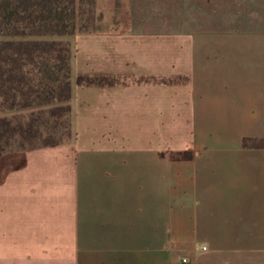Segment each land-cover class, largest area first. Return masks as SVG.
Segmentation results:
<instances>
[{"label":"crops","instance_id":"1","mask_svg":"<svg viewBox=\"0 0 264 264\" xmlns=\"http://www.w3.org/2000/svg\"><path fill=\"white\" fill-rule=\"evenodd\" d=\"M96 6L70 137L0 157V264H264V0Z\"/></svg>","mask_w":264,"mask_h":264},{"label":"trees","instance_id":"2","mask_svg":"<svg viewBox=\"0 0 264 264\" xmlns=\"http://www.w3.org/2000/svg\"><path fill=\"white\" fill-rule=\"evenodd\" d=\"M96 0H0V157L17 138L37 134V112L66 113L70 137V45L58 38L79 31L94 30L83 20L94 17ZM79 82L114 81L107 76H78ZM31 111L24 119L20 113L6 111L46 105ZM51 104V105H50ZM37 111V112H34ZM67 138V139H68ZM33 148L57 144L64 139L48 136ZM244 145H264V137L244 138Z\"/></svg>","mask_w":264,"mask_h":264},{"label":"rangeland","instance_id":"3","mask_svg":"<svg viewBox=\"0 0 264 264\" xmlns=\"http://www.w3.org/2000/svg\"><path fill=\"white\" fill-rule=\"evenodd\" d=\"M88 13V12H87ZM85 14L83 16V20L92 24L93 27L99 28L104 25L103 21L100 20V18L103 16L102 13L99 11L98 7L95 8L94 17H91L89 14ZM51 105V104H50ZM49 104L46 105H34V106H28L24 108L14 109L6 111L7 114H13V113H20L21 115H25L23 118L26 119L27 115L33 111L37 110L38 108L47 107ZM37 112V111H34ZM4 113V112H0ZM35 115H40L39 118L36 119V123H38L37 127V134L34 137L30 138H17L8 146V154L9 156L13 155L14 152L21 151V148H26L31 145H36L43 143L47 141L48 136H54L55 139H67L68 135V127H67V121H66V113L64 110H59L58 112L54 114H50L49 112H41L38 114V112ZM17 154V153H16ZM15 154V155H16ZM14 155V156H15ZM15 157H10L8 160H14Z\"/></svg>","mask_w":264,"mask_h":264},{"label":"built area","instance_id":"4","mask_svg":"<svg viewBox=\"0 0 264 264\" xmlns=\"http://www.w3.org/2000/svg\"><path fill=\"white\" fill-rule=\"evenodd\" d=\"M201 248L206 249V246L203 245ZM180 260L186 262L189 260V257L188 256H180Z\"/></svg>","mask_w":264,"mask_h":264}]
</instances>
